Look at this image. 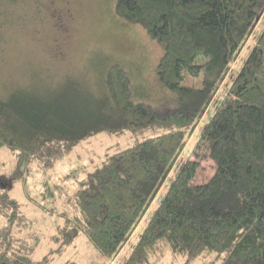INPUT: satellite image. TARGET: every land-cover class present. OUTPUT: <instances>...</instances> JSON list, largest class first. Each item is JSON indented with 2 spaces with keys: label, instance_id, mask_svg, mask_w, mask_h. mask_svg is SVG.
Listing matches in <instances>:
<instances>
[{
  "label": "trees",
  "instance_id": "trees-1",
  "mask_svg": "<svg viewBox=\"0 0 264 264\" xmlns=\"http://www.w3.org/2000/svg\"><path fill=\"white\" fill-rule=\"evenodd\" d=\"M113 3L116 16L160 46L153 69L160 97L138 90L130 68L114 61L105 67L99 96L88 89L97 96L83 101L71 89L47 100L25 92L0 99V150L16 154L13 176L101 133L160 131L108 156L90 177H74L77 210L63 221L59 250L84 235L100 256L117 258L172 179L126 264H147L165 244L179 256L216 255L218 264H264V26L217 99L264 17V0ZM214 104L200 141L209 145L216 171L195 185L200 162L180 159ZM0 185L9 188L10 181L1 177ZM6 206L19 205L0 192V215ZM0 264L31 261L0 246Z\"/></svg>",
  "mask_w": 264,
  "mask_h": 264
},
{
  "label": "rangeland",
  "instance_id": "rangeland-1",
  "mask_svg": "<svg viewBox=\"0 0 264 264\" xmlns=\"http://www.w3.org/2000/svg\"><path fill=\"white\" fill-rule=\"evenodd\" d=\"M263 26L264 17L233 63L218 101L225 95ZM161 52L143 28L129 25L116 16L113 0H0L1 100L17 92L47 100L71 89H76L83 101L90 94L99 96L105 67L114 61L128 66L136 88L156 99L159 95L153 69ZM185 83L195 85L192 78H187ZM197 84L200 86V81ZM215 104L201 120L180 159V162L187 159L200 162L195 185L206 184L216 171L209 157V145L200 141L216 111ZM158 134L160 131L153 130L101 133L70 152L59 154L48 165L33 161L16 178L13 176L17 170L16 154L2 148L0 178L6 177L10 187L0 185V192H6L19 206L16 211L6 206L0 215V246L29 257L31 264H126L172 179L161 190L130 242L113 260L100 256L84 235L59 250V233L66 217L76 214L79 185L74 177L79 180L90 177L108 156ZM219 261L216 255L196 258L175 255L165 244L147 264H218Z\"/></svg>",
  "mask_w": 264,
  "mask_h": 264
}]
</instances>
